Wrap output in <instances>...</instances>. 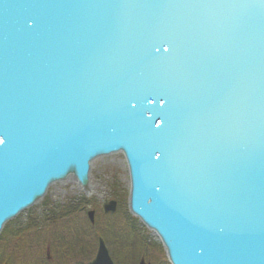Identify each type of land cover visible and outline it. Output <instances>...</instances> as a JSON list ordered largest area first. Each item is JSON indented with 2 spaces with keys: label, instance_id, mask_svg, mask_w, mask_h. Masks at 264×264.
I'll use <instances>...</instances> for the list:
<instances>
[{
  "label": "water",
  "instance_id": "water-1",
  "mask_svg": "<svg viewBox=\"0 0 264 264\" xmlns=\"http://www.w3.org/2000/svg\"><path fill=\"white\" fill-rule=\"evenodd\" d=\"M114 156L170 264H264V0H0V234Z\"/></svg>",
  "mask_w": 264,
  "mask_h": 264
},
{
  "label": "rangeland",
  "instance_id": "rangeland-1",
  "mask_svg": "<svg viewBox=\"0 0 264 264\" xmlns=\"http://www.w3.org/2000/svg\"><path fill=\"white\" fill-rule=\"evenodd\" d=\"M91 179L94 194L90 197H86L74 182H65L62 185L53 186L46 197L50 200V204L60 205V207L65 206V204L68 205L72 201L77 202L83 197L86 198L89 201L87 215L89 212L99 211L95 217L99 228L105 230L107 226H113L111 227L112 231H109L110 229L108 228L107 232L115 238L111 242L114 247L117 246V250L113 251L112 254L119 257L120 264H136L139 255H147V258H145L147 263H149L151 257H157L156 262L170 264L165 249L157 237L137 218L132 216L129 211V177L124 159L121 156H114L98 160L93 164ZM43 200L5 226L0 234V264H46L44 261L45 251H38L37 245L38 242L47 243L52 235L60 236V240H70L72 245L76 244L78 240L80 241L82 237L79 234L77 236V232L80 233V231H77L78 224L75 219L71 216L64 218L57 227V225L51 223L47 212L48 203H44ZM103 200L120 202L121 209L119 213L105 216L102 210ZM60 211L56 210V213ZM125 212H128L131 217L136 219L135 232L131 231L132 228L125 217ZM36 215L45 218L38 222L40 224L38 231L37 229H31L33 225L32 219H36ZM81 219L84 220L83 216ZM16 228L21 229L22 232L20 233L21 230L17 231L18 229ZM95 231L97 232L98 229H95ZM123 246H128L129 249H132V251H126L131 252L132 259H124V256H122L123 251H120ZM78 253L82 255L84 251H78ZM59 259L57 257L55 262L59 263ZM79 260L75 259V261H72L68 257L66 264H79ZM137 264H140V262Z\"/></svg>",
  "mask_w": 264,
  "mask_h": 264
},
{
  "label": "trees",
  "instance_id": "trees-1",
  "mask_svg": "<svg viewBox=\"0 0 264 264\" xmlns=\"http://www.w3.org/2000/svg\"><path fill=\"white\" fill-rule=\"evenodd\" d=\"M118 202V201H117ZM119 204V210L121 209V203L118 202ZM89 205V201L86 198H81L79 201L77 202H71L70 204L67 205V207L61 209V211L59 213H54L52 214L50 221L52 224L54 225H58L61 223V221L64 220V218L67 217H73L76 221V223L78 224V229L77 231V236L79 234L80 237V241L78 240V242L74 245H72V243L70 242V240H66V239H61L60 236L58 235H52L51 238L49 239V241L46 243H39L38 242V251H53L55 256L59 253L62 252L63 255L62 257L68 256L70 258V260L75 261V259H80L79 260V264H88L89 261H91L93 259V257L96 254V251L98 250V246H99V238L101 237L105 243L106 246L109 249L110 255L114 261L115 264H120L119 263V257H117V255L112 254L113 251L117 250V246L114 247L112 244V240H114L115 238L110 235L107 230L112 231L111 227H113L112 225H109L105 228V230H102L99 228V224L98 222L95 221V224H92L90 222V219L87 215V208ZM99 211L96 210V216L98 215ZM116 213V214H117ZM103 214V213H102ZM125 217L130 225V227L132 228V232H135L136 227H135V223H136V219H134L133 217H131V215L128 212H125ZM110 215H115V214H108L105 216H110ZM83 216L84 220L81 219V217ZM33 220V225L31 229H37L38 231V227L40 226V224L36 221V219H32ZM80 228V229H79ZM109 228V229H108ZM18 229V228H16ZM46 229V228H45ZM95 229H98V231L96 232ZM21 230V229H20ZM19 229L17 231H20ZM48 231V229H46ZM44 231V230H42ZM22 232V230L20 231V233ZM19 233V232H18ZM43 233V232H42ZM84 234V235H83ZM76 236V237H77ZM75 237V238H76ZM78 251H84V253L82 255H79ZM123 251L122 252V256H124L125 260H129L132 259V254L131 252H126V251H132V249H129L128 246H123V248L120 250ZM45 254V263L46 264H50L47 261L46 258V253ZM132 257V258H131ZM141 258H147V255H142L137 258V263L140 262ZM135 259V257H134ZM157 259V257H151L149 263L150 264H162V263H158L155 260ZM146 260V259H145ZM136 263V264H137ZM168 264V263H165Z\"/></svg>",
  "mask_w": 264,
  "mask_h": 264
},
{
  "label": "flooded vegetation",
  "instance_id": "flooded-vegetation-1",
  "mask_svg": "<svg viewBox=\"0 0 264 264\" xmlns=\"http://www.w3.org/2000/svg\"><path fill=\"white\" fill-rule=\"evenodd\" d=\"M91 182H92V179H91ZM63 183H61L60 185H62ZM93 184V183H92ZM57 185H59V184H57ZM56 185H54V187H55ZM47 198V197H46ZM44 199L43 201H44V203H48L47 204V206H48V209H47V212H48V216H49V218H51L53 215L52 214H54L55 212H56V210H61V209H63V208H65V207H67L66 205L67 204H65V206H63V207H60V205L59 206H56V205H54V204H50V200L47 198V199ZM45 200H47V201H45ZM104 201L105 200H103L102 201V204L104 203ZM68 202V201H67ZM117 202V201H116ZM69 203V202H68ZM118 203V202H117ZM64 204V203H63ZM118 209H119V204H118V207H117V212H118ZM94 212V222L92 223L91 221V223L92 224H95V217H96V212L95 211H93ZM52 215V216H51ZM106 215V214H105ZM89 217V216H88ZM43 219H45L43 216L41 217V216H37L36 215V221L37 222H39V221H41V220H43ZM100 239V238H99ZM45 253H46V258H47V261L50 263V264H66V262H67V258H68V256H65V257H62V255H63V253L62 252H59L57 255H56V257H55V254H54V252L53 251H45ZM96 253H97V251H96ZM95 256H96V254H95ZM95 256H94V258H95ZM57 257H58V259H59V263H56L55 262V259H57ZM93 260V259H92ZM142 260H144L145 262H146V264H150V263H147V261L144 259V258H141V260H140V262L142 261ZM88 264H89V262H88Z\"/></svg>",
  "mask_w": 264,
  "mask_h": 264
}]
</instances>
